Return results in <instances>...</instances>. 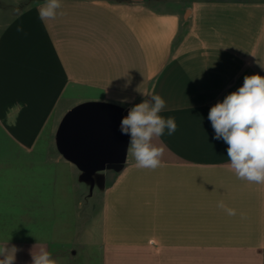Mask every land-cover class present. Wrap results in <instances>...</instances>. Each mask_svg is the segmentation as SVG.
<instances>
[{
  "label": "crops",
  "instance_id": "0c3cea01",
  "mask_svg": "<svg viewBox=\"0 0 264 264\" xmlns=\"http://www.w3.org/2000/svg\"><path fill=\"white\" fill-rule=\"evenodd\" d=\"M169 2L61 0L47 21L33 3L0 25V178L22 176V161L83 199L73 238L98 252L92 264H264V184L237 178L208 119L246 75L264 76V0ZM150 94L177 125L154 139V170L119 130ZM113 165L85 209L82 170Z\"/></svg>",
  "mask_w": 264,
  "mask_h": 264
},
{
  "label": "clouds",
  "instance_id": "9594fccd",
  "mask_svg": "<svg viewBox=\"0 0 264 264\" xmlns=\"http://www.w3.org/2000/svg\"><path fill=\"white\" fill-rule=\"evenodd\" d=\"M38 4V0H34ZM61 0H45L38 4L41 21L55 19ZM59 15H63L62 12ZM17 31H22L18 28ZM148 99L135 104L127 110L120 120L119 130L129 137L127 151L140 168L156 169L160 166L163 148L153 141L164 135H172L177 128L174 117H163L160 113L166 102L158 94H150ZM121 100L120 103H127ZM215 133V139L227 144V156L230 167L238 179L256 184H264V76L246 75L243 84L236 91L225 96L213 105L208 113ZM218 207L225 209L228 215H235L234 209L227 208L221 201ZM5 249H0V255ZM14 256L0 260V264H13ZM32 264H57L50 252L41 250L32 254Z\"/></svg>",
  "mask_w": 264,
  "mask_h": 264
},
{
  "label": "rangeland",
  "instance_id": "374dc122",
  "mask_svg": "<svg viewBox=\"0 0 264 264\" xmlns=\"http://www.w3.org/2000/svg\"><path fill=\"white\" fill-rule=\"evenodd\" d=\"M163 1L170 6L169 1L181 0ZM33 3L34 0H0V25L20 8ZM0 144H6L4 139H0ZM2 164L4 173L3 168L9 167L5 162ZM17 168L19 173L23 171L22 176L21 172L16 179L0 178V249H5L0 260L7 255L14 256L13 264H32V254L46 250L57 264H92L84 260L98 258V252L78 244L73 238L75 214L84 209V200L74 196L64 199L56 184H41L45 179L34 172L36 167L29 170L28 165L27 176H24L26 165L22 161H18ZM82 172L87 182L83 194L85 209H96L99 191L94 192L93 184L100 190L111 181L117 166Z\"/></svg>",
  "mask_w": 264,
  "mask_h": 264
},
{
  "label": "water",
  "instance_id": "95a60500",
  "mask_svg": "<svg viewBox=\"0 0 264 264\" xmlns=\"http://www.w3.org/2000/svg\"><path fill=\"white\" fill-rule=\"evenodd\" d=\"M101 116V114H96L95 117L99 118ZM105 116V115H104Z\"/></svg>",
  "mask_w": 264,
  "mask_h": 264
}]
</instances>
